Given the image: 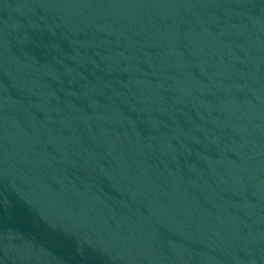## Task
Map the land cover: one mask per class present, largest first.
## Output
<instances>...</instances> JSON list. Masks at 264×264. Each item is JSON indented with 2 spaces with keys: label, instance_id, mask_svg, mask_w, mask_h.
Masks as SVG:
<instances>
[{
  "label": "water",
  "instance_id": "obj_1",
  "mask_svg": "<svg viewBox=\"0 0 264 264\" xmlns=\"http://www.w3.org/2000/svg\"><path fill=\"white\" fill-rule=\"evenodd\" d=\"M0 264H264V0H0Z\"/></svg>",
  "mask_w": 264,
  "mask_h": 264
}]
</instances>
